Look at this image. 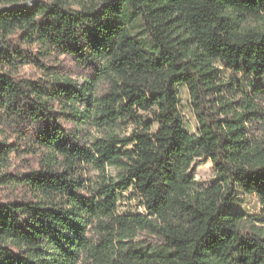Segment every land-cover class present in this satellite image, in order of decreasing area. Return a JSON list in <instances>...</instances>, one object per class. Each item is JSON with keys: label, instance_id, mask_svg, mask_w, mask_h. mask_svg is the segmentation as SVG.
I'll return each instance as SVG.
<instances>
[{"label": "clouds", "instance_id": "9594fccd", "mask_svg": "<svg viewBox=\"0 0 264 264\" xmlns=\"http://www.w3.org/2000/svg\"><path fill=\"white\" fill-rule=\"evenodd\" d=\"M0 264H264V0H0Z\"/></svg>", "mask_w": 264, "mask_h": 264}]
</instances>
